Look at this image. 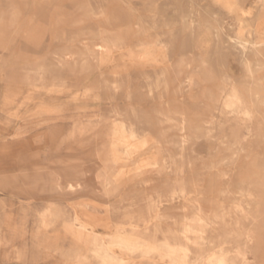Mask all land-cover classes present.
I'll return each instance as SVG.
<instances>
[{
	"label": "rangeland",
	"instance_id": "374dc122",
	"mask_svg": "<svg viewBox=\"0 0 264 264\" xmlns=\"http://www.w3.org/2000/svg\"><path fill=\"white\" fill-rule=\"evenodd\" d=\"M104 39L110 55L90 54ZM253 47L264 51V0H0V264H96L93 237L110 247L147 226L184 243L195 197L225 218L205 254L264 264V54ZM185 77L193 88L179 87ZM233 88L256 121L223 104ZM179 109L187 129L157 119ZM120 124L147 141L140 152L127 155Z\"/></svg>",
	"mask_w": 264,
	"mask_h": 264
},
{
	"label": "bare ground",
	"instance_id": "6f19581e",
	"mask_svg": "<svg viewBox=\"0 0 264 264\" xmlns=\"http://www.w3.org/2000/svg\"><path fill=\"white\" fill-rule=\"evenodd\" d=\"M92 42V41H91ZM241 42V41H240ZM97 43H99V42H96V45H97ZM92 44V43H91ZM94 44V43H93ZM87 45V44H86ZM96 45H94L95 47L93 48L92 47V49L93 50H91V53L90 54H92L93 55V53L95 54V53H98L97 51V49H100V50H102V51H104L105 52V54L107 53V54H109L110 55V53L112 52V49H113V46H115L116 45V43L115 42H112V41H109V40H106V39H104V44L103 45H101V46H97L96 47ZM51 46V45H50ZM254 48V47H253ZM246 49V48H245ZM254 50V53L255 54H264V51H262L260 48H254L253 49ZM72 54V53H71ZM89 54V53H88ZM76 55V54H75ZM71 56H73V55H71ZM95 56V55H94ZM68 57H70V56H68ZM262 57V56H261ZM61 58V57H60ZM59 58V59H60ZM96 58H97V56H96ZM259 58V57H258ZM67 59V58H66ZM60 60H62V59H60ZM62 61H64V60H62ZM61 61V62H62ZM86 62V61H85ZM84 62V63H85ZM256 62V61H255ZM67 64L69 63V62H66ZM254 63V62H253ZM257 63H259V62H257ZM256 63V64H257ZM61 64H63V62L61 63ZM255 64V65H256ZM69 65H70V63H69ZM98 65V64H97ZM172 65V64H171ZM64 66V65H63ZM75 66H76V63H75ZM75 66L73 65V69H75ZM210 68V67H209ZM208 68V69H209ZM253 68V67H252ZM73 69H72V67H71V70L73 71ZM180 70V69H179ZM251 68H250V72H251ZM177 72H178V70H177ZM176 72V73H177ZM186 79H185V82L184 83H186V85H182L181 83L179 84V87H183V86H187V87H190V88H193L192 86L194 85V84H196V80L193 78V77H185ZM182 82V81H181ZM108 83V82H107ZM183 83V82H182ZM200 84V83H199ZM199 84H197V86L199 85ZM263 86H264V84H262ZM106 86H107V88H109V89H111V90H117L118 88H120L121 87V84H119L118 82H113V83H111V84H106ZM200 86V85H199ZM202 86V85H201ZM260 87V86H259ZM197 88H199V87H197ZM261 88V87H260ZM200 89V88H199ZM208 89V88H207ZM234 89V88H233ZM264 89V88H263ZM202 90V89H201ZM243 90V89H242ZM244 91V90H243ZM245 94V96H247V92H245L244 93ZM201 95V94H200ZM251 95V94H250ZM249 95V98L251 99V96ZM189 96V95H188ZM255 96H257V95H255ZM259 96V95H258ZM222 97V96H221ZM221 97H218V98H220L221 99ZM253 97H254V95H253ZM260 97V96H259ZM181 98H183L182 96H181ZM199 98H201V96H199ZM217 98V99H218ZM223 98V97H222ZM247 98V97H246ZM246 98L245 99H243V97H242V95H241V93H239L236 89H234L233 90V93L232 94H230V95H228L227 97H226V99H224L225 100V102H224V100H223V104H225V106L226 107H228V108H230V111L231 112H233V113H239V114H242V115H244V118L246 119V118H250L251 116H253L252 115V111H251V109L253 108V106H252V108H250V107H246V105H245V101H246ZM194 99H196V98H194ZM202 99V98H201ZM216 99V100H217ZM219 99V100H220ZM262 99H263V97H262ZM260 100V101H263V100ZM185 100V99H184ZM187 100V99H186ZM188 100H189V98H188ZM204 100H205V97H204ZM251 101V100H250ZM258 101V100H257ZM260 101H259V105H260ZM185 103H186V101H184ZM247 102V101H246ZM253 102V101H252ZM264 102V101H263ZM194 103V102H193ZM193 103H191V104H193ZM214 103V102H213ZM248 103V102H247ZM262 103V102H261ZM204 104H205V102H204ZM251 104V103H250ZM166 105V104H165ZM188 105V104H187ZM206 105V104H205ZM245 107H244V106ZM253 105V104H252ZM167 107H170L171 106V104H169V103H167V105H166ZM251 106V105H250ZM262 106V105H261ZM227 109V108H226ZM253 111H254V108L252 109ZM262 110H263V108H262ZM156 111H158V113H159V117H161V118H159V117H157V119H160V120H162V121H170V120H173V119H175L177 122H178V127H179V129H180V131L181 130H183L184 128H186V125H185V122H186V120H187V117H186V114H185V112H183L181 109H179L178 110V113H179V117L177 116V117H173L171 114H170V110L169 111H167V112H165V111H161V110H156ZM117 113V112H116ZM156 113V112H155ZM207 113V112H206ZM263 113V112H262ZM261 113V114H262ZM204 114V113H203ZM207 114H209V113H207ZM254 114V113H253ZM256 114V113H255ZM213 115V114H212ZM232 115V114H231ZM122 116H121V114L120 113H117V118H121ZM233 117V116H232ZM237 117H238V115H237ZM240 117V116H239ZM238 117V118H239ZM257 117V116H256ZM263 117H264V113H263ZM208 118H210V117H208ZM227 118V117H226ZM244 118H243V120H244ZM255 118V117H254ZM253 118V119H254ZM224 119V118H223ZM242 119V118H241ZM247 119V120H248ZM253 119H249V120H253ZM257 119V118H256ZM260 119V118H259ZM212 120H213V117H212ZM222 120V119H221ZM260 120H263V118L262 119H260ZM210 121V120H209ZM253 121H256V120H253ZM259 121V120H258ZM264 121V120H263ZM249 122V121H248ZM252 122V121H251ZM250 122V123H251ZM213 123V122H212ZM255 123V122H254ZM258 123V122H257ZM259 124V123H258ZM162 125V124H161ZM206 124H204V126H205ZM215 125V124H214ZM214 125H212V126H214ZM237 125V124H236ZM248 125V124H247ZM159 126V125H158ZM245 126H246V124H245ZM250 126V124L247 126V127H249ZM258 126V125H257ZM256 126V127H257ZM242 127V126H241ZM244 127V126H243ZM246 127V128H247ZM251 127V126H250ZM254 127V126H253ZM260 127V126H259ZM120 128H121V135L124 137V138H127L128 140H126L127 142H125V145H123V146H125V151H126V153H127V155L128 154H132V153H138V152H140V151H138V149H139V146L141 145L142 147L143 146H146V144H147V141L144 139L141 143H139L140 145H138V141L139 140H137V142L135 143V142H130V141H132V140H134V138H136L137 139V133H136V131L135 130H133L131 127H127L125 124H120ZM230 128V127H229ZM232 128V127H231ZM258 128V127H257ZM262 128V127H261ZM187 129V128H186ZM189 129H191V128H189ZM233 129H236L235 127L234 128H232V130ZM163 130V129H162ZM161 130V131H162ZM165 130H166V128H165ZM193 130H194V128H193ZM231 130V131H232ZM260 130V129H259ZM83 131V130H82ZM160 131V132H161ZM190 131V130H189ZM191 131H192V129H191ZM236 131H237V129H236ZM253 131H254V129H253ZM208 132H210V129H209V131ZM215 132V131H214ZM242 132V131H241ZM240 132V133H241ZM169 133V132H168ZM192 133H194V132H192ZM213 133V132H212ZM250 133V132H249ZM153 134V133H152ZM226 134V133H225ZM235 134V133H234ZM254 134V133H253ZM167 135V134H166ZM229 135V134H228ZM227 135V136H228ZM241 135V134H240ZM255 135V134H254ZM150 136V135H149ZM152 136V135H151ZM199 136H201V135H199ZM232 136V135H231ZM251 136V135H250ZM195 137V136H194ZM197 137V136H196ZM230 137V136H229ZM236 137H238V136H236ZM236 137H234V138H236ZM242 137V136H241ZM163 138V137H162ZM239 138V137H238ZM237 138V139H238ZM251 138V137H250ZM254 138V137H253ZM237 139H235V140H237ZM244 139V138H243ZM228 140H229V138H228ZM124 141V140H123ZM188 141V138H187V136L185 135V134H182L181 136H180V139L179 140H177L176 141V143L177 144H179L180 145V147H182L183 148V146H181V145H184L186 142ZM222 141V140H221ZM242 141H244V140H242ZM151 142V141H150ZM255 142H257V141H255ZM159 143V142H158ZM230 143V142H229ZM236 143V142H235ZM250 144V143H249ZM160 145V144H159ZM246 145V144H245ZM251 145V144H250ZM253 145V144H252ZM150 147V146H149ZM163 147V146H162ZM198 147V146H197ZM225 147H226V144H225ZM245 147H247V146H245ZM248 147H249V145H248ZM158 148H160V147H158ZM230 148V147H229ZM251 148H253V147H251ZM149 149V148H148ZM225 149V148H224ZM123 150V149H122ZM193 150V149H192ZM226 150V149H225ZM138 151V152H137ZM194 151V150H193ZM222 153H224V152H222ZM181 154V153H180ZM117 155V154H116ZM135 155V154H134ZM229 155V154H228ZM228 155H226V156H228ZM231 155V154H230ZM115 156V155H114ZM129 157H131L130 155H129ZM231 157H232V155H231ZM141 158V157H140ZM224 158V157H223ZM207 159V158H206ZM208 160V159H207ZM225 160V159H224ZM130 161V160H129ZM151 161V160H150ZM226 161V160H225ZM232 161V160H231ZM122 162V161H121ZM140 162L141 161H139V164H140ZM146 162V161H145ZM207 162V161H206ZM118 163V162H117ZM141 163H144V162H141ZM201 163V162H200ZM203 163V162H202ZM121 164V163H120ZM148 164V166H149V168H150V170H151V168L152 169H156V170H161V166H159L157 163L156 164H153V163H147ZM227 164H228V162H227ZM122 165V164H121ZM218 165H220V164H218ZM206 166H207V164H206ZM148 168V169H149ZM207 168V167H206ZM216 168V167H215ZM139 170V169H138ZM137 170V171H138ZM140 170H142V167L140 168ZM147 170V169H146ZM226 170H228V169H226ZM153 171V170H152ZM151 171V172H152ZM141 172V171H140ZM143 172V171H142ZM136 173H138V172H136ZM158 173V172H157ZM160 173V172H159ZM224 173V172H223ZM199 174H200V172H199ZM202 174H204V172L202 173ZM135 175H137V174H135ZM142 175H143V173H142ZM185 175V174H184ZM183 175V176H184ZM206 175V174H205ZM138 176V175H137ZM204 176V175H203ZM202 176V177H203ZM186 177V176H185ZM175 178V177H174ZM183 178V177H182ZM199 178V177H198ZM197 178V179H198ZM130 180V179H129ZM172 180H174V179H172ZM186 180H187V178H186ZM199 180V179H198ZM182 181V180H181ZM245 180H243L242 178H241V180H240V182L241 183H243ZM158 182V181H157ZM177 182V181H176ZM179 182H180V180H179ZM184 182V181H183ZM231 182V181H230ZM152 183V182H151ZM159 183V182H158ZM162 183V182H161ZM175 183V182H174ZM180 183H182V182H180ZM185 183V182H184ZM147 184V183H146ZM186 184V183H185ZM175 185V184H174ZM204 185H202V187H203ZM227 186H230L229 184L227 185ZM243 186V185H242ZM144 187H145V185H144ZM169 188V187H168ZM166 189V188H165ZM164 189V190H165ZM223 189H224V187L222 188V191H223ZM181 191L184 193L185 192V188H182L181 189ZM192 191V190H191ZM226 191V190H225ZM224 191V192H225ZM175 192V191H174ZM182 192H181V194H182ZM187 193V192H186ZM186 193H185V195H186ZM156 194H158V192L156 193ZM163 194V193H162ZM180 194V193H179ZM178 194V195H179ZM193 194V193H192ZM191 194V195H192ZM247 194V193H246ZM155 195V194H154ZM153 194H152V196H154ZM159 195V194H158ZM253 195V194H252ZM152 196H150V197H152ZM162 196V195H161ZM169 196H170V194H169ZM189 196H190V194H189ZM126 197V196H125ZM138 197H141V196H138ZM149 197V196H148ZM157 197V196H156ZM164 197V196H163ZM162 197V198H163ZM177 196L175 195V198H176ZM188 197V196H187ZM191 197V196H190ZM190 197H189V199H190ZM147 198V197H146ZM175 198H174V200H175ZM180 198V197H179ZM182 198V197H181ZM191 198H193V197H191ZM243 198H244V196H243ZM149 199V198H148ZM147 199V200H148ZM158 199V198H157ZM126 200H128V199H126ZM133 200H135V199H133ZM133 200H131L130 199V201H131V203H133L134 201ZM144 200H146V199H144ZM180 200H182V199H180ZM184 200H186V199H184ZM188 200V199H187ZM195 201H197L198 202V204H195V207H194V209L196 208V211H194L193 212V216L189 219V221H185L184 223H183V226H182V228H180L179 230L177 229V231L178 232H182L183 233V238H184V240L186 241V242H184V243H180V242H177L176 240L177 239H175V237L173 236H171V237H166V238H163L162 239V241L161 242H159V240H155V238H151V237H148L146 234H147V230H148V226L147 227H145L144 228V231H140V230H138V229H135V230H137L138 232H141L140 233V235L139 236H137V234L135 235V236H137V237H132V238H130V236H132V235H130V236H125L124 234H123V236L121 235V231H117V236H116V238L114 239V240H112V242L110 243L111 245H118V246H120L121 248H123L124 250H128L127 252L129 253V256H128V258H126V257H124V256H122V255H124V254H122V255H119V254H116V253H114V252H112L111 250V245H110V247H109V245H107L108 243H106L105 241H103V240H99L98 238H97V236H95V237H93V235L92 236H90V235H88L89 237H93L94 238V243L92 242V241H90V242H92L94 245H93V247L91 248V257L92 258H94V259H96L97 260V262H96V264H143V261L144 260H146V261H150L151 262V264H159V259H160V263H162V264H170V263H172V264H193L195 261H197V264L199 263V264H233V261L231 262V260L226 256V254H227V252L223 249V248H219L218 250H213V251H211V252H208L207 254H205V252H203L204 251V247H205V245L206 244H209V243H211L212 241L207 237V236H205V233H207V232H209L211 229L209 228L211 225H213V224H215V223H220L222 220L223 221H225L224 219V216L222 215V214H219V215H214L213 217H214V220L213 219H210L211 218V216H212V213L211 212H209L208 210H204V208H203V206L202 205H200L199 204V201H200V198L199 197H195V199H194ZM133 201V202H132ZM162 203V202H161ZM169 203V202H168ZM190 202L188 201V203L187 204H189ZM194 203V202H193ZM133 205V204H132ZM136 205V204H135ZM160 205V204H159ZM186 205V204H185ZM190 205V204H189ZM163 206V205H162ZM192 206V205H191ZM237 206L239 207V205L237 204ZM131 207V206H130ZM141 207V206H140ZM158 207V206H157ZM156 207V209H159L160 207H158L157 208ZM183 207H185V206H183ZM241 207V206H240ZM133 208V207H132ZM232 208V207H231ZM235 208V207H234ZM233 208V209H234ZM237 208V207H236ZM236 208H235V210H236ZM241 208H243V207H241ZM174 209H176V208H174ZM192 209H193V207H192ZM238 209V208H237ZM181 209L179 208V211H180ZM185 210V209H184ZM157 211V210H156ZM243 211V210H242ZM231 212V211H230ZM241 212V211H240ZM153 214H156V212L155 213H153ZM228 213H226V215H227ZM241 214H242V212H241ZM243 214L245 215V213L243 212ZM157 215L158 216H163V214H161L160 212H157ZM165 215V214H164ZM168 216H169V214H168ZM246 216V215H245ZM182 216H180V218H181ZM218 217H220L221 218V221H219L218 222V220H217V218ZM77 218H78V216H77ZM170 218H173L174 219V217H172V216H170ZM187 218V217H186ZM185 218V219H186ZM172 219V220H173ZM184 219V220H185ZM79 220V219H78ZM150 219H148V221H149ZM175 220V219H174ZM173 220V221H174ZM76 221H77V219H76ZM80 221V220H79ZM155 221V220H154ZM154 221H153V223H154ZM176 221V220H175ZM181 221V220H180ZM222 221V222H223ZM229 221V220H228ZM257 221V220H256ZM255 221V222H256ZM160 223H161V221H159ZM170 222V221H169ZM221 222V223H222ZM232 222V221H231ZM230 222V223H231ZM7 223V222H6ZM145 223H147V222H145ZM152 223V224H153ZM158 223V222H157ZM173 223V222H172ZM179 223V222H178ZM220 223V224H221ZM229 223V224H230ZM81 224V223H80ZM88 223H85V224H83V227H80L79 229H78V234H80V233H84L83 231H84V229H87V227H86V225H87ZM131 224H133V223H131ZM149 224V223H148ZM164 224V223H163ZM163 224H162V226H163ZM168 224H170L171 225V223H168ZM133 225H135V224H133ZM150 225V224H149ZM164 225H166V224H164ZM179 225H180V223H179ZM222 225V224H221ZM66 226V225H65ZM174 226V225H173ZM9 227V226H8ZM121 227V226H120ZM119 227V228H120ZM135 227V226H134ZM167 227V226H166ZM175 227V226H174ZM180 227H181V225H180ZM124 228V227H123ZM155 228V227H154ZM213 228V227H212ZM143 229V228H142ZM171 229H173V228H171ZM122 230V229H121ZM168 231H169V228H168ZM174 231H176V230H174ZM213 231H215L214 229H213ZM124 232V231H123ZM95 234V233H94ZM83 236H84V234H82ZM109 235V234H108ZM128 235V234H127ZM180 235V234H179ZM79 236H81V234L79 235ZM83 236H81V237H78V238H82ZM98 237H100V234H99V236ZM127 237H129V238H127ZM182 237V236H181ZM91 239V238H90ZM91 244V243H90ZM195 246H197L198 247V250L197 251H194V249H193V247H195ZM91 247V246H90ZM113 248V247H112ZM135 252H138V254L137 253H135ZM193 254V256H194V261H192L193 260V258L191 257V255ZM126 255V254H125ZM157 255L159 256V259L158 260H156V258H157ZM241 255V254H240ZM81 257V256H80ZM82 258H86V256H84V257H82ZM85 260H87V259H85ZM68 261V260H67ZM89 261V260H88ZM196 264V263H195Z\"/></svg>",
	"mask_w": 264,
	"mask_h": 264
}]
</instances>
